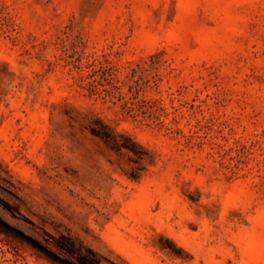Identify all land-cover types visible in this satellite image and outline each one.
<instances>
[{"label": "rangeland", "instance_id": "374dc122", "mask_svg": "<svg viewBox=\"0 0 264 264\" xmlns=\"http://www.w3.org/2000/svg\"><path fill=\"white\" fill-rule=\"evenodd\" d=\"M60 235L264 264V0H0V264H78Z\"/></svg>", "mask_w": 264, "mask_h": 264}, {"label": "trees", "instance_id": "16d2710c", "mask_svg": "<svg viewBox=\"0 0 264 264\" xmlns=\"http://www.w3.org/2000/svg\"><path fill=\"white\" fill-rule=\"evenodd\" d=\"M120 88V86H116ZM122 97V93H119ZM95 125L91 127L92 133L100 137L111 148L117 151H123L124 149L132 151L139 156L143 155V152L137 150L138 143L134 141L126 132L118 131L115 127L110 125L104 119L98 117L94 120ZM55 245L64 253L75 258L78 264H101V260L97 253L91 248H85L82 245H78L71 237L66 235H60L55 239ZM69 264L70 261L67 260Z\"/></svg>", "mask_w": 264, "mask_h": 264}]
</instances>
